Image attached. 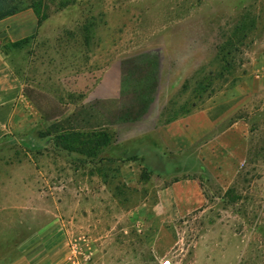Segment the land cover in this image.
Segmentation results:
<instances>
[{"label":"rangeland","instance_id":"1","mask_svg":"<svg viewBox=\"0 0 264 264\" xmlns=\"http://www.w3.org/2000/svg\"><path fill=\"white\" fill-rule=\"evenodd\" d=\"M18 5L37 11L39 30L20 46L3 42L0 50L42 113L63 105L69 117L38 118L30 137L37 147L0 152V176L20 154L34 160L40 176H51L28 183L43 202L22 211L19 231L10 221L0 222L9 229L5 234L23 239L59 219L67 231L52 264H264V0H18ZM179 14L195 17L174 22ZM157 52L160 87L151 111L160 114L159 121L238 93L250 98L239 114L250 116L252 132L243 159L229 182L216 170L194 176L206 201L176 218V231L169 230L172 224L164 222L159 205V191L170 179L137 166L124 176L122 160L110 157L117 151L103 150L92 134L102 130L107 141L124 137L112 127L99 128L93 99L116 96L111 106L105 102L106 109L122 107L126 98L119 95H130L138 82L132 63L125 69L122 63ZM48 138L52 148L46 151ZM66 142L73 150H65ZM9 249L0 243V258Z\"/></svg>","mask_w":264,"mask_h":264},{"label":"crops","instance_id":"2","mask_svg":"<svg viewBox=\"0 0 264 264\" xmlns=\"http://www.w3.org/2000/svg\"><path fill=\"white\" fill-rule=\"evenodd\" d=\"M172 17L174 22H185L195 16L182 17L179 14ZM160 21H165V18L161 17ZM39 27L38 17L31 8L1 18L0 46L3 42L33 37ZM187 48L190 51L194 47ZM148 51L150 50H144ZM150 55L158 57L155 75L157 87L147 111L138 119H118L115 111L117 105L114 109L109 107L107 110L105 103L107 100L108 106L116 103V96L98 94L93 99V118L100 119L99 128L112 127L113 132L119 131L124 136L121 139L109 138L101 145L103 150L117 151L116 156L110 157L122 160L121 171L124 176L131 173L134 166H146L162 172L170 179L168 185L159 191V205L164 222L172 224L169 230L176 231L174 220L202 208L206 201L194 176L204 172L215 173L216 170L221 180L226 178L229 182L236 165L243 159L247 148L246 136L252 132L246 119L250 116L239 114L248 107L250 98L246 94L238 93L215 105H206L203 109H194L184 115L169 118L170 121H159L160 114L154 116L151 108L160 87L161 62L158 52ZM28 87L0 50V152L9 147L19 150L27 145L37 147L30 137L31 128L38 118L64 120L69 117V112L63 109V105L60 115H43L32 97L26 95ZM55 147L59 146L55 144ZM51 148L52 143L48 138L43 149L47 151ZM61 150L64 151L63 148ZM35 165L33 159L20 154L5 165L10 166L11 170L0 176V182L5 183L4 186L0 185V222H12L17 231L22 211L30 206L35 207L38 200L43 202V197L37 194V200L36 192L28 189V183H35L39 179L47 182L51 178L49 175L44 178L40 176ZM45 193L51 197L50 190ZM5 216L11 217L5 220ZM60 223L59 219L51 220L23 239L10 238L9 234H5L6 231L9 233V229L2 226L0 243L10 249L7 255L1 256L0 261L6 262L5 264H52L58 252L55 248L64 246V230L67 231Z\"/></svg>","mask_w":264,"mask_h":264},{"label":"trees","instance_id":"3","mask_svg":"<svg viewBox=\"0 0 264 264\" xmlns=\"http://www.w3.org/2000/svg\"><path fill=\"white\" fill-rule=\"evenodd\" d=\"M27 8H31L34 11V13L37 15L38 25L40 26L41 20L39 18L37 11L30 6L22 7L18 5V0H0V19ZM33 37L24 38L10 43L12 46L17 47ZM128 63L129 64L132 63L131 67L134 66L135 69L138 71V80H137L138 82L134 83V85L132 86V91L130 92V95L129 94L126 95L125 93L124 94L121 93V95H119L120 97L124 96L126 98V101L124 102L122 107L118 105L115 108V111L118 115V119H122L125 117V118H132L134 120L140 118L147 111L148 106L153 100L157 87V84L155 82L156 79L155 75H156V69L158 67V57L156 55L151 56L150 54L143 53L136 57L128 58L126 62L122 63L124 64V69L128 66ZM26 95L28 97H31L29 90L26 91ZM60 112H61L60 110H58V112L49 110L48 112L43 113V115L55 116V115H60ZM47 118L48 117H45V119ZM171 119H167L166 121H170ZM92 134L95 135V137H97L96 140L97 144L106 143L107 134L104 131L101 130L99 132H93ZM65 136H66L65 134L61 135L60 138L65 140L67 138V136L66 138ZM64 148L66 150H73L71 146L67 145V142L65 143ZM143 168L153 170L152 168H148L146 166H144Z\"/></svg>","mask_w":264,"mask_h":264},{"label":"built area","instance_id":"4","mask_svg":"<svg viewBox=\"0 0 264 264\" xmlns=\"http://www.w3.org/2000/svg\"><path fill=\"white\" fill-rule=\"evenodd\" d=\"M162 264H169V262L168 261H164V262H162Z\"/></svg>","mask_w":264,"mask_h":264}]
</instances>
